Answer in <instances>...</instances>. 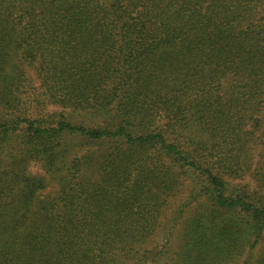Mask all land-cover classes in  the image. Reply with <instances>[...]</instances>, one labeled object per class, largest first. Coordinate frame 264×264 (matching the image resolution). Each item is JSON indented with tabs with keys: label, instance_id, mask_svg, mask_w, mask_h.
I'll list each match as a JSON object with an SVG mask.
<instances>
[{
	"label": "trees",
	"instance_id": "1",
	"mask_svg": "<svg viewBox=\"0 0 264 264\" xmlns=\"http://www.w3.org/2000/svg\"><path fill=\"white\" fill-rule=\"evenodd\" d=\"M0 264H264V0H0Z\"/></svg>",
	"mask_w": 264,
	"mask_h": 264
},
{
	"label": "rangeland",
	"instance_id": "2",
	"mask_svg": "<svg viewBox=\"0 0 264 264\" xmlns=\"http://www.w3.org/2000/svg\"><path fill=\"white\" fill-rule=\"evenodd\" d=\"M27 105L29 108H30V111L34 114V116L36 118L38 117H42L41 115L43 116H48L50 113H52L53 111H58L60 112L62 110L61 107L59 106H55V105H52V104H48L45 108H41L39 107L38 110H35V107H36V103L33 101L31 102L30 100H28L27 98L24 100V104H23V107ZM47 113V114H46ZM30 170L32 172H41L42 170V166L41 164H39L38 162H33L30 166ZM43 171V170H42ZM242 183H253L251 180H250V177L247 176L244 181H240ZM258 252V251H256Z\"/></svg>",
	"mask_w": 264,
	"mask_h": 264
}]
</instances>
